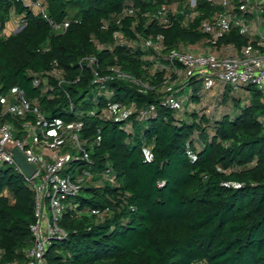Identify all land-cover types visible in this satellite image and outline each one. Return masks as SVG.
<instances>
[{
    "label": "trees",
    "instance_id": "16d2710c",
    "mask_svg": "<svg viewBox=\"0 0 264 264\" xmlns=\"http://www.w3.org/2000/svg\"><path fill=\"white\" fill-rule=\"evenodd\" d=\"M36 1L55 22H68L67 29L56 32L33 7ZM174 4L177 13L155 16ZM219 10L208 0H198L195 8L189 0H0V95L19 88L49 118L82 124L79 135L91 163L77 157L65 172L77 167L97 173L109 165L116 176L113 184H84L77 210L62 216L68 236L48 248V264H264L260 91L246 86L250 103L234 98L235 112L219 117L188 103L185 118L163 104L167 94L180 98L167 86L178 79L174 68L182 71L181 64L169 61L173 51L201 42L237 50L256 46L239 27L217 38L203 32L201 21ZM12 17L24 26L6 34ZM90 54L102 71L119 66L149 88L116 80L107 84L109 96L95 95L89 69L79 64ZM55 65L66 83L47 73ZM40 73L44 81L35 86ZM183 86H191L188 98L196 104L209 89L200 75L187 77ZM110 101L130 106L129 117H105ZM6 120L18 129L23 122L12 115L0 118ZM34 220L31 186L3 164L0 264H24Z\"/></svg>",
    "mask_w": 264,
    "mask_h": 264
},
{
    "label": "built area",
    "instance_id": "2783aa9c",
    "mask_svg": "<svg viewBox=\"0 0 264 264\" xmlns=\"http://www.w3.org/2000/svg\"><path fill=\"white\" fill-rule=\"evenodd\" d=\"M220 6L221 10L214 13L211 18L202 20L200 29L217 38L227 33L231 28L239 27L244 33H253L258 36L256 46L244 45L235 54L218 55L216 53H193L184 49L175 50L169 56L171 65L181 64L182 71L174 68L175 72H182L186 78L200 75L211 86L214 80H218L225 86H230L237 91L243 87L254 85L261 93L264 104V0H208ZM198 0H189L191 8L197 7ZM33 7L40 12L56 32H62L69 26L68 22L59 24L49 18L41 1L33 2ZM173 5L163 6L159 15L164 17L166 13H177ZM190 17H194L191 14ZM24 25L21 23V27ZM157 48V45H155ZM228 50L235 49L233 45L224 46ZM79 64L88 68L91 73V86L95 95L111 92L107 84L116 80H125L133 83L141 90L149 86L137 79L119 66L112 65L105 72L98 66L95 55H85L79 60ZM58 80L59 84L67 82L64 71L55 65L49 72ZM35 74L34 84L38 86L44 81V77ZM79 79V77L77 78ZM184 99L174 94L165 96L164 105L179 112L183 109ZM73 108V104L70 102ZM155 110L152 106L147 112H143L140 118H145L147 113ZM132 112V108L118 101H110L103 114L107 118L125 120ZM95 114L94 110L88 111ZM12 115L23 119L20 129L11 122H0V166L7 164L13 166L16 171L22 173L26 182L34 192L35 220L30 224L32 242L26 251L24 264H48L45 255L53 242L62 240L68 236L67 230L60 224L66 210H77L76 197L87 182L96 185L103 183L113 184L116 176L113 168L105 166L101 171L93 173L91 169L77 167L71 172H65L72 161L81 157L87 163H91L90 151L86 143L80 138L79 131L82 124L78 121L65 122L61 118H49L42 111L39 104L30 101L19 88L11 89L7 94L0 95V118ZM264 123V115L261 116ZM129 126V125H127ZM13 148L20 150L27 162L36 168L33 175L26 174L14 158ZM68 148V150H65ZM49 150V153H46ZM145 156L151 158L150 148H146ZM163 182H160L162 185Z\"/></svg>",
    "mask_w": 264,
    "mask_h": 264
},
{
    "label": "crops",
    "instance_id": "0c3cea01",
    "mask_svg": "<svg viewBox=\"0 0 264 264\" xmlns=\"http://www.w3.org/2000/svg\"><path fill=\"white\" fill-rule=\"evenodd\" d=\"M262 28L264 29V23L262 24ZM244 34L249 36L251 38V40H254L255 42L257 41L258 36L256 34L245 33V32H244ZM202 43H206V42H201L200 44H202ZM209 47H210L209 50H213V52L215 53L217 47H212V46H209ZM222 49H224V47H222L220 50H222ZM204 50H203V52H200L201 51L200 50L197 53H208V52H210L209 50H206V51H204ZM237 52L238 51L235 48V49L228 50L227 52H223V53L218 54V55H224L225 56V55H228V54H231V53H233V54L235 53L236 54ZM185 79H186V76L182 72H180L179 76H178V79L176 81H180V83H181V82H184ZM208 88H209L208 89V93H206L205 96L202 97V100L199 103H197V104L193 103L191 100H189V98H188L189 93H186L187 87L184 88L180 92H179V90H176L179 93L180 98L184 99L183 112L185 111L184 107L188 103L191 106L192 105H195V106L197 105V106L202 108L204 106V105H202V104H204L203 102L211 101L212 99H215V100H217L219 102L218 103V105L220 106V107L218 106L219 109H222L223 107H227V109H226L227 111L223 112L221 115H223L225 113H231L232 114V113L235 112V107H234L232 99L237 98L238 101L242 102V105L250 103V101L252 99V93L248 89V87H243V88H241V89H239L237 91H234V90L230 89L229 86L227 87V86L223 85L221 82H217V80H214L213 84L211 86H209ZM195 106H193V107H195ZM208 110H206V111L209 112L210 110L209 111ZM221 115H219V116H221ZM219 116H217V117H219ZM183 117H185V118L188 117L186 111L183 113ZM46 153H49V150H46Z\"/></svg>",
    "mask_w": 264,
    "mask_h": 264
},
{
    "label": "rangeland",
    "instance_id": "374dc122",
    "mask_svg": "<svg viewBox=\"0 0 264 264\" xmlns=\"http://www.w3.org/2000/svg\"><path fill=\"white\" fill-rule=\"evenodd\" d=\"M172 9L174 11L175 10H180V8L178 7V4H174L173 7H172ZM20 27H21V21L18 20V19H16L15 17H12L11 20L7 24V27L5 29V33L6 34H8V33H15V32H17L20 29ZM209 46H212V45H209L208 43H202V44L199 43V44H196V45H190V46L186 47L185 50L186 51L193 52V53H197L200 50H201L200 52H203L204 49H205L204 51L209 50V48H210ZM221 48H217L216 51H215V53L216 54H221L223 52H227V50L225 48L222 49V50H220ZM209 51L212 52V53H214L213 50H209ZM217 82H219V81L217 80ZM167 86H170L168 88L169 89H172V90H179L180 91V90H183L184 89L183 82L180 83V81L169 82V83H167ZM166 88L164 90H166ZM191 91H192L191 86L187 87L186 93H189L190 94ZM203 96H205V95H203ZM203 103L204 104H202V105H204V106L202 108L205 109V111L209 109L210 111L208 110L209 112H207V111L206 112L209 113V114H212V115H214L216 117L219 116V115H221L223 112L227 111L226 110L227 107H223L222 109H219V107H220L218 105L219 102L217 100H215V99H212L211 101H205ZM193 106H195V105H192V106L190 105L188 108L193 107ZM184 108H185L184 110L186 111V108L187 107L185 106ZM184 112L182 110L180 112V116H183V113ZM65 150H68V148H66Z\"/></svg>",
    "mask_w": 264,
    "mask_h": 264
},
{
    "label": "water",
    "instance_id": "95a60500",
    "mask_svg": "<svg viewBox=\"0 0 264 264\" xmlns=\"http://www.w3.org/2000/svg\"><path fill=\"white\" fill-rule=\"evenodd\" d=\"M19 30H21V28ZM13 153L15 160L21 166V168L26 174L33 175L36 172V168L32 164L27 162L25 156L20 150H18L17 148H13Z\"/></svg>",
    "mask_w": 264,
    "mask_h": 264
}]
</instances>
